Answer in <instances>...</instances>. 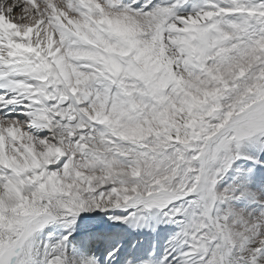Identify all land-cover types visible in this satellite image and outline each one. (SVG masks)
I'll list each match as a JSON object with an SVG mask.
<instances>
[{
    "label": "snow or ice",
    "instance_id": "1",
    "mask_svg": "<svg viewBox=\"0 0 264 264\" xmlns=\"http://www.w3.org/2000/svg\"><path fill=\"white\" fill-rule=\"evenodd\" d=\"M0 264H264V0H0Z\"/></svg>",
    "mask_w": 264,
    "mask_h": 264
}]
</instances>
